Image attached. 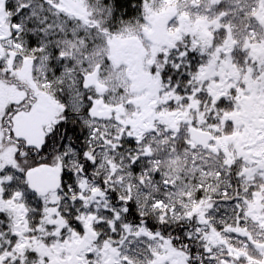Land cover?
<instances>
[{
  "label": "snow or ice",
  "instance_id": "snow-or-ice-1",
  "mask_svg": "<svg viewBox=\"0 0 264 264\" xmlns=\"http://www.w3.org/2000/svg\"><path fill=\"white\" fill-rule=\"evenodd\" d=\"M0 264H264V0H0Z\"/></svg>",
  "mask_w": 264,
  "mask_h": 264
}]
</instances>
